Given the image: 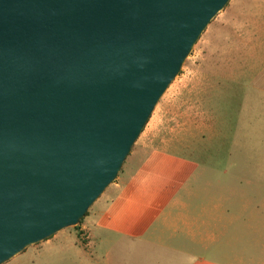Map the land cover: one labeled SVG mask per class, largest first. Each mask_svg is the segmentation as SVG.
I'll return each mask as SVG.
<instances>
[{
	"label": "water",
	"instance_id": "obj_1",
	"mask_svg": "<svg viewBox=\"0 0 264 264\" xmlns=\"http://www.w3.org/2000/svg\"><path fill=\"white\" fill-rule=\"evenodd\" d=\"M230 0H0V264L79 225Z\"/></svg>",
	"mask_w": 264,
	"mask_h": 264
},
{
	"label": "rangeland",
	"instance_id": "obj_2",
	"mask_svg": "<svg viewBox=\"0 0 264 264\" xmlns=\"http://www.w3.org/2000/svg\"><path fill=\"white\" fill-rule=\"evenodd\" d=\"M237 1L241 0H230L201 35L117 179L88 213L107 194H116L115 187L125 181L132 189L140 186V191L167 196L158 201L157 214L168 209L173 196L192 195L187 200L193 213L216 199L238 217V225H264L263 71L238 70L220 87L217 73L213 74L217 30ZM139 179L146 184H137ZM248 237L254 242L260 239L255 234ZM39 260L29 247L4 264H39Z\"/></svg>",
	"mask_w": 264,
	"mask_h": 264
},
{
	"label": "crops",
	"instance_id": "obj_3",
	"mask_svg": "<svg viewBox=\"0 0 264 264\" xmlns=\"http://www.w3.org/2000/svg\"><path fill=\"white\" fill-rule=\"evenodd\" d=\"M238 70L264 79V0L237 1L217 30V87ZM115 188L77 227L30 246L39 264H264V225H238L216 199L193 213L192 195H175L157 214L167 196L125 181ZM253 234L260 239L249 241Z\"/></svg>",
	"mask_w": 264,
	"mask_h": 264
},
{
	"label": "trees",
	"instance_id": "obj_4",
	"mask_svg": "<svg viewBox=\"0 0 264 264\" xmlns=\"http://www.w3.org/2000/svg\"><path fill=\"white\" fill-rule=\"evenodd\" d=\"M87 215H88V213L86 214V216H87ZM86 216H85V217H86ZM85 217H84V218H85ZM84 218H83V219H84ZM83 219L80 221V223L83 221ZM80 223H79V224H80ZM77 226H78V225H77ZM77 226H75V227H77Z\"/></svg>",
	"mask_w": 264,
	"mask_h": 264
}]
</instances>
